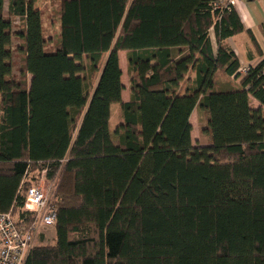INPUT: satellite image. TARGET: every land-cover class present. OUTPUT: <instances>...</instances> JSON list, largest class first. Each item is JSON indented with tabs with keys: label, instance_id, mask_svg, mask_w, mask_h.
Returning a JSON list of instances; mask_svg holds the SVG:
<instances>
[{
	"label": "trees",
	"instance_id": "16d2710c",
	"mask_svg": "<svg viewBox=\"0 0 264 264\" xmlns=\"http://www.w3.org/2000/svg\"><path fill=\"white\" fill-rule=\"evenodd\" d=\"M51 1L45 52L35 0H0V212L28 223L27 189L44 169L55 185L54 243L23 264H264V53L234 6ZM242 32L261 56L245 73L227 41ZM221 76L234 85L218 88ZM194 109L207 136L196 145Z\"/></svg>",
	"mask_w": 264,
	"mask_h": 264
},
{
	"label": "built area",
	"instance_id": "2783aa9c",
	"mask_svg": "<svg viewBox=\"0 0 264 264\" xmlns=\"http://www.w3.org/2000/svg\"><path fill=\"white\" fill-rule=\"evenodd\" d=\"M219 1L235 7L244 0ZM246 70L245 66L240 72ZM45 174L44 169L39 183L27 189L20 208L22 212L30 213L33 219L27 223V215L18 218L12 211L0 212V264H23L37 236L45 230L55 229V185L45 180Z\"/></svg>",
	"mask_w": 264,
	"mask_h": 264
},
{
	"label": "crops",
	"instance_id": "0c3cea01",
	"mask_svg": "<svg viewBox=\"0 0 264 264\" xmlns=\"http://www.w3.org/2000/svg\"><path fill=\"white\" fill-rule=\"evenodd\" d=\"M234 8L236 12L238 13V16L240 17L245 29L252 30L256 40L259 43V46L262 52L264 53V35L261 32V28H260L261 23L264 21V0H244L243 2L237 4ZM5 9H6V4H5ZM50 21H51L50 22L51 24L52 22L54 23L53 19H51ZM41 25H42V18H41ZM53 36L54 35H48V37L45 39V43L47 41H50L51 44L53 45V40L51 39L53 38ZM212 40H213V36H212ZM227 41H228V44L231 46V48L234 50L236 56L238 57L241 67L254 65L261 59V56H259V54L256 52V50L254 49V47L252 46L250 42L249 37L247 36L245 32L232 36ZM106 57H107V53H104L101 56L99 66H98V71L95 73L94 78H93L92 88H94V86L97 83L101 68L104 64ZM118 58H119V67L121 70L120 79L123 85V89L121 91V99L122 101L125 102V101H128L130 98L129 76H128V67H127L125 51H122V50L119 51ZM251 104L253 107L259 106L257 101H255L254 99H252ZM110 110H111V113L112 111L114 112L116 111L119 113V105L112 104L110 107ZM194 114H196L195 109L190 115V118H189L190 123H191V118ZM117 115L118 114H116L113 120L116 119Z\"/></svg>",
	"mask_w": 264,
	"mask_h": 264
},
{
	"label": "rangeland",
	"instance_id": "374dc122",
	"mask_svg": "<svg viewBox=\"0 0 264 264\" xmlns=\"http://www.w3.org/2000/svg\"><path fill=\"white\" fill-rule=\"evenodd\" d=\"M53 1L51 0H35L34 2V6L36 8H41V13H42V34L43 37L46 39L48 37V35H54L55 32L57 31V21L56 19H54V23L52 22V24L50 23L51 19L55 17V9H56V5L54 3H52ZM21 28V23L18 22L17 20H15L12 23V30H18ZM19 43V39L17 38V36H14L12 39V43H11V48H12V58H11V63H12V76L14 78H17L18 76V71L19 68L21 66L22 63V53L17 52V45ZM44 51L45 52H52L53 51V45L51 44L50 41H47L44 44ZM234 85V80L230 79L228 82L225 80L224 76L220 77V81H218V88H227L228 86ZM228 85V86H227ZM116 114H118V112H114L112 111L111 113V122L113 123V118L116 116ZM112 123L111 126H112ZM191 125H192V141L193 144H199V143H203L207 140V136L201 133V127L204 125V117L200 114H194L191 118ZM75 135V133L73 132V136ZM54 239H55V229L51 228L48 230H45L43 232H41L34 243V246L36 245H46V244H53L54 243Z\"/></svg>",
	"mask_w": 264,
	"mask_h": 264
}]
</instances>
